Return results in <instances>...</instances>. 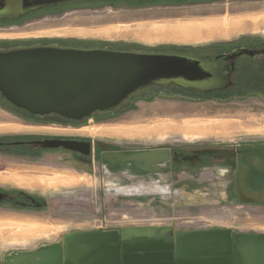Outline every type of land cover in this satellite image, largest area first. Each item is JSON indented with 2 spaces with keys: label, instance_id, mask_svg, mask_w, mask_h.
<instances>
[{
  "label": "rangeland",
  "instance_id": "374dc122",
  "mask_svg": "<svg viewBox=\"0 0 264 264\" xmlns=\"http://www.w3.org/2000/svg\"><path fill=\"white\" fill-rule=\"evenodd\" d=\"M43 39L164 51L168 47L202 49L229 44L227 48H234L264 43V0L205 5L169 0L71 2L37 22L0 30V42ZM235 85L238 88L209 94L174 85L150 88L136 92L111 112L79 122L13 114L6 109L12 107L0 101V137L79 136L140 150H179L184 154L195 149H249L264 144V91L244 94L238 81ZM186 162L180 168L159 163L165 165L164 172H140V181L134 185L114 183L113 189L123 186L117 190L123 192L117 193L101 177L103 173L100 176L83 167L77 172L62 151L43 152L39 159H20L0 151V186L18 184L37 193L45 205L17 211L19 215L0 207V235L6 237L0 242V264L5 255L32 251L73 230L230 226L264 233V174L257 175L258 180L253 175L264 172L263 161L239 169L233 161L228 164L205 158L192 164L198 166L193 170L186 169ZM131 188H140V194H130Z\"/></svg>",
  "mask_w": 264,
  "mask_h": 264
},
{
  "label": "water",
  "instance_id": "95a60500",
  "mask_svg": "<svg viewBox=\"0 0 264 264\" xmlns=\"http://www.w3.org/2000/svg\"><path fill=\"white\" fill-rule=\"evenodd\" d=\"M68 1L73 0H32V4L52 6ZM243 54H264V48H240L224 58ZM220 57L216 56L214 62ZM171 82L203 92L230 84L228 77L207 63L204 56L178 51L57 44L0 50V95L12 106L40 116L53 114L80 121L96 111L115 109L137 90ZM28 143L41 148L62 147L83 155L90 147L89 142L54 138ZM205 151L217 158L236 156L227 150ZM168 159V150L151 149L126 156L122 162L147 165ZM159 229L162 232L155 234ZM124 232L129 233L74 231L65 234L61 242L5 255L2 264H264V234L236 233L226 228L172 232L170 228L129 227Z\"/></svg>",
  "mask_w": 264,
  "mask_h": 264
},
{
  "label": "flooded vegetation",
  "instance_id": "af4514ba",
  "mask_svg": "<svg viewBox=\"0 0 264 264\" xmlns=\"http://www.w3.org/2000/svg\"><path fill=\"white\" fill-rule=\"evenodd\" d=\"M82 0H73L64 2L62 4L52 5V6H38L32 4V0L29 2L27 0H0V30H9V29H17L20 27H23L24 25H27L32 22H37L39 20L44 19L49 15V12L52 10H59L61 7L67 3L71 2H77ZM85 1V0H83ZM89 1V0H86ZM92 1H102V0H92ZM140 1L142 3H152L160 0H136ZM173 3H183L188 5H205V4H211V3H217L222 2L225 0H169ZM236 1V0H231ZM237 1H245V0H237ZM35 44H48L43 43L42 40H28V41H15V42H0V50H7L10 48H18V47H25V46H31ZM240 48H247L252 50H260L264 48V43H257L254 47H247V46H239L234 47L232 49H205L201 53H194L189 55H200L204 56L207 59V63L212 64L214 67H216V70L228 77L229 85L223 89L219 90H212L208 92H201L203 94H209L213 92H221V91H227V89L230 88H238V85L236 86V81L239 83V88L245 87V84L241 80V74L245 71L246 67H249L246 71V75L251 74V70L255 68H259L260 70L264 69V54H257L255 56H249V55H240L235 56L233 59H225L226 55H229ZM216 56H222L220 57L216 62H214V59ZM225 57V58H224ZM252 65V66H251ZM242 71V72H241ZM259 74V73H258ZM262 76V74H261ZM248 81V80H247ZM175 83V82H172ZM177 84V83H175ZM250 85L254 86L255 83L251 82ZM236 86V87H235ZM195 89V88H194ZM0 101H4L5 103L9 104L12 108H6L13 114H27L31 117H45L49 115H35L27 112L24 109H20L17 107L12 106L8 101H6L1 95H0ZM117 108V107H116ZM115 108V109H116ZM113 109V110H115ZM110 111H96L91 115H95L97 113H106L111 112ZM90 115V116H91ZM89 116V117H90ZM58 120H67L72 122H79L76 120L67 119L65 117H58ZM83 120V119H82ZM81 121V120H80ZM66 125V124H62ZM47 138H54V139H62V140H76V141H85L90 143L89 147V153L87 155H83L79 152L70 151L67 149H64L62 147L59 148H41L39 146H36L32 143H28L31 141L36 140H43ZM18 142V143H14ZM249 149H241L239 147L235 149H230L226 147H213V148H204V149H195L191 151V154H184L183 152H180L179 150H170L168 153L169 159L166 163H169V167L176 166L177 164L180 165V167H183L181 163H189L188 167L186 169L193 170L195 167L192 164H196L198 162H202L205 158H211V159H220L223 161H227V163L231 164V162H234V166H237L239 169L242 167V163H246L247 166L252 165L255 163L264 162V144L249 146ZM259 148L254 150L255 148ZM252 148V149H251ZM212 149V150H227L231 152H235V157H223V158H217L213 154H208L205 150ZM148 150H140L139 148H131L130 146H120L115 144V142L110 141L108 143H104L100 140H91L81 137H71V136H56V135H43L41 137H34L31 139H13V140H0V151L4 154L10 155L12 157H17L20 159H39L42 157L43 152L46 151H62L65 154H67V157L70 158V161L73 162L76 165V171H82L84 168L85 170L92 171L93 173H97L101 176V173L104 174V176H101L103 178H106L109 184L114 183H120V184H133L140 181V172L147 171L151 173L160 174L166 170L165 165H159V163H151L145 165L144 162L136 161V162H122V159L126 156H137L140 154V152H146ZM186 159H183V158ZM247 159V160H246ZM254 159V160H252ZM59 161V160H57ZM202 163L198 164L200 166ZM78 165V166H77ZM233 166V167H234ZM83 167V168H82ZM229 167V166H228ZM138 175H137V174ZM264 174L257 173L253 174L255 176V180L260 179L258 176ZM258 175V176H257ZM128 186V185H127ZM123 186H120L119 188L113 189V185L110 187L113 191L121 188ZM131 193L133 195L140 194V188H131ZM123 192V191H118ZM42 197H39L37 193H31L29 191H26L23 187H15V186H0V207L1 210L8 209L9 211H15L16 215H19L17 211H28L30 209H39L42 206H45L43 204V201L41 199ZM129 227H111L105 230H116L120 234H128L129 232H124V230ZM161 228V227H159ZM160 232L161 229H159ZM124 232V233H123ZM167 234V233H166ZM170 241V239H166ZM118 242H120L118 238ZM120 255H122L121 248H120Z\"/></svg>",
  "mask_w": 264,
  "mask_h": 264
},
{
  "label": "trees",
  "instance_id": "16d2710c",
  "mask_svg": "<svg viewBox=\"0 0 264 264\" xmlns=\"http://www.w3.org/2000/svg\"><path fill=\"white\" fill-rule=\"evenodd\" d=\"M85 1L82 0V1H77V2H85ZM102 1L114 2L116 0H102ZM127 1H129V3L131 1L134 2V3H140V1L138 2L136 0H127ZM87 2H94V1H87ZM243 40H248V39H243ZM253 41H256V40L254 39L251 42H253ZM42 42L43 43H48V44H57V45L74 46V47H85V48L101 47V48H110V49H115V50H129V51H154V52L164 51V49H158V50H148V49H144V48L136 49V48H133L130 45H125V44L84 43V42H81V41L68 40V39L67 40H62V41L61 40H56V41L55 40L54 41L49 40V41H47V40L43 39ZM255 44H257V43L253 42L252 44L248 43V44H245V45H242V46L254 47ZM227 46H229V44H225V45L224 44H211V45L206 46V47H204L202 49H193V48H190V47H180V48L175 49V48H172V47H168V49L165 50V51L174 52L173 50H176V51L181 52L183 54H194V53H201L205 49H218L219 47H226V48H223V49H232V48H227ZM249 67H246L244 72L241 71L242 72V74H241L242 75L241 76L242 79L241 80L245 84V87L242 88L243 91H244V94H245V92L249 93V92H252V91H257V92L264 91V69L260 70L259 68H255V69L250 71V72H252L251 74L246 75L248 73V72L246 73V71L248 69L250 70ZM261 74H262V76H261ZM251 82H254L255 85L254 86L250 85ZM170 85L177 86V87H179L182 90H189V91L192 90V91H197V92H200V93L202 92L201 90L194 89V88H186L184 86H181L179 84H175V83H172V82L171 83L151 84V85H149V86H147V87H145L143 89L137 90L136 92L143 91V90L150 89V88H159V87L170 86ZM254 89H257V90H254ZM136 92L132 93L126 100H128ZM261 93H263V92H261ZM126 100H124L123 102H125ZM49 116L59 117L58 115H53V114H51ZM2 139H4V137H0V140H2Z\"/></svg>",
  "mask_w": 264,
  "mask_h": 264
},
{
  "label": "crops",
  "instance_id": "0c3cea01",
  "mask_svg": "<svg viewBox=\"0 0 264 264\" xmlns=\"http://www.w3.org/2000/svg\"><path fill=\"white\" fill-rule=\"evenodd\" d=\"M254 132V131H253ZM254 133H257V132H254ZM260 134H262V133H260ZM247 165H246V163H244V164H242V167H241V169L242 168H244V167H246ZM32 179L33 178H30V180H31V183H33L32 182ZM262 180V179H261ZM263 181V180H262ZM17 184V183H16ZM34 184V183H33ZM18 185V184H17ZM17 185H9V186H15V187H22V186H17ZM6 186H8V185H6ZM141 228H149V227H141ZM154 228H157V227H154ZM159 228V227H158ZM164 228H170V227H164ZM211 228H213V227H211ZM216 228H222V229H230V230H232V231H234V232H236V233H244V234H262V233H255L253 230H251V231H248V230H239V229H237V228H232V227H230V226H221V227H216ZM171 229V228H170ZM203 229H210V228H207V227H203V226H200V227H198V226H196V227H194V228H177V229H172V232H174V231H176V230H183V231H197V230H203ZM74 231H84V230H73V231H70V232H67V233H71V232H74ZM167 232V231H166ZM67 233H65V234H67ZM155 234H157V233H161L159 230H157L156 232H154ZM26 233H22L21 235H25ZM65 234H62V237H61V239L60 240H57V241H55V242H52V243H45V244H41V245H39L38 247H36L34 250H32V251H35L36 249H38L39 247H41V246H49V245H52V244H55V243H58V242H61V240L64 238V236H65ZM264 234V233H263ZM5 239H6V237L3 235V234H1L0 235V242H3V241H5Z\"/></svg>",
  "mask_w": 264,
  "mask_h": 264
},
{
  "label": "bare ground",
  "instance_id": "6f19581e",
  "mask_svg": "<svg viewBox=\"0 0 264 264\" xmlns=\"http://www.w3.org/2000/svg\"><path fill=\"white\" fill-rule=\"evenodd\" d=\"M227 13H228V12H227ZM229 14H230V13H229ZM238 20H239V19H238ZM215 22H216V21H215ZM215 22H214V23H215ZM237 22H238V21H236V23H237ZM211 23L213 24V22H211ZM213 25H215V24H213ZM250 25H251V24H250ZM248 27H249V26H248ZM227 32H228V31H227Z\"/></svg>",
  "mask_w": 264,
  "mask_h": 264
}]
</instances>
